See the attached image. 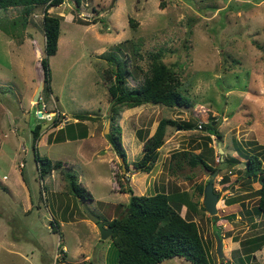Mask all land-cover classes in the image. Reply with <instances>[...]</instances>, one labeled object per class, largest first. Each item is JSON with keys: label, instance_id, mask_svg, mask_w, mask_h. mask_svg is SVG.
Segmentation results:
<instances>
[{"label": "rangeland", "instance_id": "1", "mask_svg": "<svg viewBox=\"0 0 264 264\" xmlns=\"http://www.w3.org/2000/svg\"><path fill=\"white\" fill-rule=\"evenodd\" d=\"M47 11L60 16L57 51L48 56L50 92L44 90L41 64L45 56L42 8L29 15L21 44L0 29V224L5 225L6 238L0 262L66 264L77 261L73 252L78 249L90 255L87 264H116L115 245L109 236L100 237L86 209L104 224L121 217L130 193L120 186L130 185L136 194L187 190L189 201L198 206L195 212L189 211L190 217L208 243L213 264H264V245L249 259L242 252L243 241L264 232V215L245 213L240 206L236 212L240 216L224 221L221 212L231 196L243 197L253 210L257 196L250 193L260 184L245 181L242 168L253 152L261 156L264 167V0H81L79 5L63 0ZM17 12V8H0V17ZM158 50L165 62L174 64L182 82L180 90L189 96L190 104L124 106L115 120L129 164L123 169L124 162L106 136L110 120L105 130L112 101L107 87L114 81V63L107 54L126 59L132 72L125 74L124 83L138 87L149 53ZM76 113L95 117L66 126L69 120L75 121ZM162 117L212 123L221 137L211 134L205 146L203 136L208 130L204 126L168 125L152 169L134 168L145 151V138ZM36 123H41L35 142L38 153L62 162L42 178L32 148ZM60 126L64 134L86 130V136L56 140ZM177 149L199 152L219 169L212 174L201 165L192 168L187 163L182 171H173L167 161ZM221 154L222 163L218 162ZM232 156L238 161L226 160ZM13 163L23 169L25 188L11 183ZM68 173L91 192V199L74 194ZM210 178L219 196L216 220L202 210L203 194L195 188ZM216 233L223 242L220 257ZM157 264L193 263L174 256Z\"/></svg>", "mask_w": 264, "mask_h": 264}, {"label": "trees", "instance_id": "2", "mask_svg": "<svg viewBox=\"0 0 264 264\" xmlns=\"http://www.w3.org/2000/svg\"><path fill=\"white\" fill-rule=\"evenodd\" d=\"M63 0H0V8L3 10L18 9L17 14L12 17H0V29L10 36L18 45L22 43L25 37V28L28 24L29 15L38 7L42 8V25L45 38L44 50L45 56L41 59L43 67V85L44 90L51 91L50 70L48 67V56L55 54L58 47V38L60 35V16L47 11L51 5L60 4ZM74 4H80L81 0H73ZM160 5H163L160 1ZM99 16V15H98ZM95 21V19L93 20ZM161 50L149 53L148 67L143 71V81L138 87H127L124 83V76L131 73L132 70L126 65V59H119L116 54H107L112 58V72L114 81L109 84V90L112 101L110 103V132L106 134L116 154L122 157L125 167L128 169L129 164L126 159L125 148L121 140V128L115 122L120 111L124 106L131 107L141 103L150 102L153 104H162L165 106H182L189 105L190 98L184 94L180 87L182 86L181 78L174 64H168L162 58ZM56 111V109H55ZM58 112V111H57ZM59 115V113H56ZM76 121L66 122V126L82 122L83 119H92L95 115L76 113L72 115ZM58 120L54 118L53 124L57 125ZM176 126L180 128L196 129L197 127L208 130L203 138L204 145L207 146L211 141V134L221 135L212 123L196 124L190 122H178L171 117H162L152 135L145 138L143 147L145 149L141 159L134 162V168L149 172L152 169L157 157L159 156L158 147L165 140L166 126ZM41 123H36L33 128L32 148L34 150V159L37 163L39 176L42 178L49 174L53 168L62 164L61 159L52 160L46 155H40L36 148V140L39 138ZM64 127L57 129V139L65 138L75 139L85 137L84 134L71 135L68 131L64 134ZM63 133V134H62ZM60 137V138H59ZM55 141V140H54ZM222 159L218 162L222 163ZM228 162L235 163L236 158H226ZM192 168L202 166L210 169L213 174L219 167L212 166L205 158V155L199 152L189 150H173L169 154L167 161L168 168L174 171L184 169L186 164ZM243 169L245 181H258L260 186L252 189L251 195H256V203L253 210L249 209L243 201V197L231 196L227 204L239 202L245 213L254 211L257 214L264 215V167L262 158L258 153L248 154ZM182 171V170H181ZM23 175V169H22ZM70 177L69 187L81 199H91V192L84 186L79 185L74 174L68 173ZM227 177V176H226ZM221 176L226 180L227 178ZM24 181L25 177L23 176ZM211 179V178H210ZM209 179V180H210ZM231 180L230 182H232ZM224 185V181L222 182ZM205 184L197 183L195 188L203 194ZM227 186L228 183H227ZM122 191H128L129 201L127 207L123 210L121 217H112L106 225L112 226V232L109 235L112 243L117 249L115 261L117 264H157L160 261L174 256L183 257L193 264H213L208 243L200 233L197 222L190 217L189 211L195 212L198 208L196 201H189L188 191L181 190L177 192L156 191L153 194H136L130 185L120 186ZM191 193V192H190ZM185 205L186 212L180 213L182 205ZM226 204V203H225ZM226 204V205H227ZM202 210H206L204 205ZM240 209V208H239ZM238 209V210H239ZM224 210H221L223 212ZM234 211L222 213L223 220H228L235 216ZM215 217V218H214ZM220 216L213 215V220ZM243 255L247 259L256 249L264 245V232L261 235H255L242 242ZM243 257V256H242ZM244 258H242V261ZM0 264H12L9 262H0Z\"/></svg>", "mask_w": 264, "mask_h": 264}, {"label": "water", "instance_id": "3", "mask_svg": "<svg viewBox=\"0 0 264 264\" xmlns=\"http://www.w3.org/2000/svg\"><path fill=\"white\" fill-rule=\"evenodd\" d=\"M76 4V3H75ZM39 114H41V112H38ZM109 126V119L106 122V126H105V130L108 129ZM219 150L222 152V148L219 146ZM121 161L123 162L124 159L121 158ZM123 169H125V165L123 164ZM206 171H208V169L206 168ZM214 174V173H213ZM218 194L214 191L213 189V181L212 178L205 184L204 188H203V205L206 209V211L208 212L209 215H215L217 214V201H218ZM87 215L89 217V219L95 224V226L97 227L99 233H100V237L101 238H106L108 237L111 232H112V226L111 225H105L100 218L97 215L92 214L89 210L86 209ZM215 239H216V251L218 256H222L223 255V247H222V238L220 236V234L216 233L215 234Z\"/></svg>", "mask_w": 264, "mask_h": 264}, {"label": "crops", "instance_id": "4", "mask_svg": "<svg viewBox=\"0 0 264 264\" xmlns=\"http://www.w3.org/2000/svg\"><path fill=\"white\" fill-rule=\"evenodd\" d=\"M134 108H138V107H135V106H133ZM133 109V108H132ZM73 119H75V118H73ZM76 120V119H75ZM83 122H84V120H82ZM154 131V130H153ZM152 131V132H153ZM42 136V135H41ZM47 138V137H46ZM85 138V137H84ZM66 139H68V138H65L64 140H66ZM19 166V165H18ZM12 172H10V180H11V183L12 182H15V183H17L18 184V186L20 187V188H22V187H26L25 186V181H24V179H23V175H22V168H17V165H16V163H13L12 164ZM5 176V175H4ZM5 184V183H4ZM5 187L8 189V190H11L10 189V185L9 184H5ZM30 195V194H29ZM28 200H29V197H28ZM32 202V201H31ZM32 203H30V205H31ZM28 205H29V203H28ZM228 205L229 204H224V206L221 208V210H224V207L226 208L222 213H227V212H229V211H231L232 212V210L234 209V212L236 213V212H238V209L240 208V203L239 202H237L236 203V205L234 206V208L233 207H228ZM25 206H27V204L25 205ZM230 208H232V209H230ZM237 216H240L239 214H236ZM5 227V225L4 224H0V253H1V248H3L2 246H3V243H4V241H6V238L4 237V228ZM263 248V247H262ZM6 250H8V248H5L4 247V251H6ZM73 254L76 256V259L75 260H77V261H73V262H71V261H66L65 263L67 264V263H70V264H87V263H85V262H90V260H91V257H90V255L88 254L87 256H86V254H85V252H83V251H78V249H76V251L75 252H73ZM85 254V255H84ZM25 255V254H24ZM65 255V254H64ZM80 256V260H79V257ZM83 259V260H82ZM106 260V259H105ZM52 263H54L53 262V260H52ZM13 264V263H12ZM57 264V263H56ZM106 264V263H105ZM117 264V263H116Z\"/></svg>", "mask_w": 264, "mask_h": 264}, {"label": "clouds", "instance_id": "5", "mask_svg": "<svg viewBox=\"0 0 264 264\" xmlns=\"http://www.w3.org/2000/svg\"><path fill=\"white\" fill-rule=\"evenodd\" d=\"M75 5H76V4H75ZM72 117H73V116H72ZM73 118H74V117H73ZM75 119H76V118H75ZM69 121H70V120H69ZM75 121H76V120H75ZM61 126H62V125H61ZM61 126H60V127H61ZM58 128H59V127H58ZM154 130H155V129H154ZM153 132H154V131H153ZM152 134H153V133H152ZM152 134H151V135H152ZM221 157H222V156H221ZM121 158H122V157H121ZM123 162H124V161H123ZM124 165H125V162H124ZM208 181H209V180H208ZM205 184H206V183H205ZM204 186H205V185H204ZM105 225H106V224H105Z\"/></svg>", "mask_w": 264, "mask_h": 264}, {"label": "built area", "instance_id": "6", "mask_svg": "<svg viewBox=\"0 0 264 264\" xmlns=\"http://www.w3.org/2000/svg\"><path fill=\"white\" fill-rule=\"evenodd\" d=\"M217 158H218V155H217ZM222 158V157H221ZM219 161V160H218Z\"/></svg>", "mask_w": 264, "mask_h": 264}]
</instances>
